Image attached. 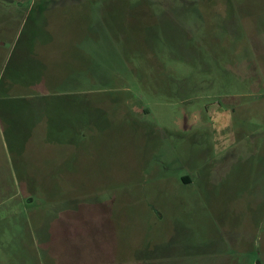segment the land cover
<instances>
[{"label": "rangeland", "instance_id": "rangeland-1", "mask_svg": "<svg viewBox=\"0 0 264 264\" xmlns=\"http://www.w3.org/2000/svg\"><path fill=\"white\" fill-rule=\"evenodd\" d=\"M30 63L0 264H264V0L0 1V78Z\"/></svg>", "mask_w": 264, "mask_h": 264}, {"label": "trees", "instance_id": "trees-1", "mask_svg": "<svg viewBox=\"0 0 264 264\" xmlns=\"http://www.w3.org/2000/svg\"><path fill=\"white\" fill-rule=\"evenodd\" d=\"M2 2H7V0H0ZM30 1L32 0H23V1H20V0H14L15 3L19 2V3H29ZM37 1V0H35ZM30 67H29V72L30 74L28 75H23V76H20L18 74H16L15 72H12L10 74H8L7 76H5V74H3L0 78V107H4V104L12 99H17L18 101L22 100L24 102H28L30 100L33 99V97H36L37 99L39 100H42V101H46V100H53L57 97L55 96H58V95H55V93H46L42 90L39 89L42 88V89H45V85L48 83V78L44 77V75H41V74H37V72L39 70H42L44 66L42 65H37V64H32L30 63L29 64ZM50 79V78H49ZM14 84L16 85H20L24 88H28L30 90H27L25 91L23 94L24 95H20V96H15V95H12L11 96V92H9V89H10V86L12 85V87L14 86ZM39 89V90H37ZM57 91V90H55ZM30 92H35V93H38V94H35V95H28L27 93H30ZM29 96V97H28ZM5 113V111H0V115H3Z\"/></svg>", "mask_w": 264, "mask_h": 264}]
</instances>
